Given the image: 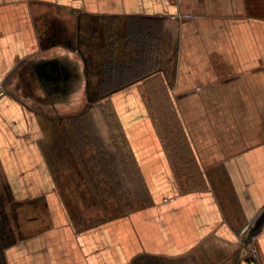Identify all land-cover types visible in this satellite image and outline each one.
<instances>
[{"label":"crops","instance_id":"obj_1","mask_svg":"<svg viewBox=\"0 0 264 264\" xmlns=\"http://www.w3.org/2000/svg\"><path fill=\"white\" fill-rule=\"evenodd\" d=\"M252 5L0 0V264H264V227L242 235L264 209V16ZM167 45L172 60L127 73ZM81 100L115 104L152 199L88 226L70 221L48 155L50 117ZM147 101L169 103L168 117ZM183 166L201 190L174 189ZM223 174L235 204L215 188Z\"/></svg>","mask_w":264,"mask_h":264},{"label":"rangeland","instance_id":"obj_2","mask_svg":"<svg viewBox=\"0 0 264 264\" xmlns=\"http://www.w3.org/2000/svg\"><path fill=\"white\" fill-rule=\"evenodd\" d=\"M251 2V9L257 8L256 14L264 16V0ZM93 40L96 46L104 41L100 38ZM149 50L142 57L145 66L150 62L167 63L174 56L172 47L168 45L162 46L156 53L152 48ZM140 57L141 54L138 60ZM149 72L147 66L144 70L127 71L129 75L136 74L137 78ZM100 74L102 71H97L98 82ZM92 88L99 90L101 86ZM148 90L152 92L151 87ZM146 104L151 113L155 109L157 113L161 111L168 117L169 103L147 101ZM65 110L64 117L55 111V115L50 117L48 155L50 170L58 189L64 195L70 221L84 226L98 225L150 205L152 199L148 183L145 182L133 148L124 133L115 104L108 100H81L67 103ZM262 121L264 130V118ZM176 169L179 171V167ZM180 169L182 171L178 172V178L182 181L172 183L174 189L187 192L203 188L196 175L190 176L192 180L189 177V181H184L185 167ZM219 178L215 182L216 190L225 201L235 204L230 180L225 174ZM244 232L243 239L246 238ZM252 250H256L254 246Z\"/></svg>","mask_w":264,"mask_h":264},{"label":"water","instance_id":"obj_3","mask_svg":"<svg viewBox=\"0 0 264 264\" xmlns=\"http://www.w3.org/2000/svg\"><path fill=\"white\" fill-rule=\"evenodd\" d=\"M50 75H48V79H56L55 75L58 71V67L56 64H52L50 67ZM47 74H49V72L47 71ZM65 77H68L67 73H64ZM264 227V209L261 211V213L256 217L255 221L252 223L251 227L249 228V230L247 231V233L245 234V237L247 240L252 241L254 239L255 236H257L263 229Z\"/></svg>","mask_w":264,"mask_h":264},{"label":"flooded vegetation","instance_id":"obj_4","mask_svg":"<svg viewBox=\"0 0 264 264\" xmlns=\"http://www.w3.org/2000/svg\"><path fill=\"white\" fill-rule=\"evenodd\" d=\"M60 116L64 117L63 115H60Z\"/></svg>","mask_w":264,"mask_h":264}]
</instances>
